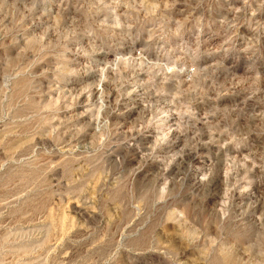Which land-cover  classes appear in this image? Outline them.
Instances as JSON below:
<instances>
[{
  "label": "rangeland",
  "instance_id": "1",
  "mask_svg": "<svg viewBox=\"0 0 264 264\" xmlns=\"http://www.w3.org/2000/svg\"><path fill=\"white\" fill-rule=\"evenodd\" d=\"M0 264H264V0H0Z\"/></svg>",
  "mask_w": 264,
  "mask_h": 264
},
{
  "label": "bare ground",
  "instance_id": "2",
  "mask_svg": "<svg viewBox=\"0 0 264 264\" xmlns=\"http://www.w3.org/2000/svg\"><path fill=\"white\" fill-rule=\"evenodd\" d=\"M100 60V59H99ZM75 63H77V62H75ZM79 63V62H78ZM95 64V63H94ZM96 66H98V65H96ZM98 68V67H97ZM135 103V102H134Z\"/></svg>",
  "mask_w": 264,
  "mask_h": 264
}]
</instances>
